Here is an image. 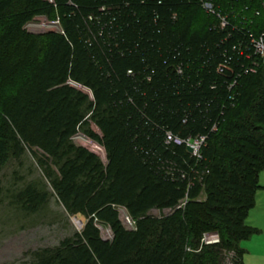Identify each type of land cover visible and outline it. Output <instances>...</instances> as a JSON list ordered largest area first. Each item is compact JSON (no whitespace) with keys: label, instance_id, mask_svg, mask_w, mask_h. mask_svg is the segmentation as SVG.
<instances>
[{"label":"trees","instance_id":"trees-1","mask_svg":"<svg viewBox=\"0 0 264 264\" xmlns=\"http://www.w3.org/2000/svg\"><path fill=\"white\" fill-rule=\"evenodd\" d=\"M213 3L229 24L201 0H0V167L28 147L66 211L88 218L30 264H244L240 243L260 233L248 216L263 187L264 58L251 42L263 0ZM42 14L66 35L28 31ZM34 191L32 205L45 199ZM209 232L220 242L202 245Z\"/></svg>","mask_w":264,"mask_h":264},{"label":"rangeland","instance_id":"rangeland-1","mask_svg":"<svg viewBox=\"0 0 264 264\" xmlns=\"http://www.w3.org/2000/svg\"><path fill=\"white\" fill-rule=\"evenodd\" d=\"M15 8L14 6L11 11ZM56 14L53 15L55 18H51V16L49 18L44 14L40 16H46L53 21L60 18ZM41 22L42 20L38 19L32 24V26L35 25L34 28L31 26L29 29L36 30V27H40ZM28 23L26 29L29 27ZM29 29L27 30L31 32ZM26 64L20 66L19 75H25L23 68L27 66ZM4 94L6 91L0 89V95ZM92 128L101 135L99 129L93 125ZM83 136V133H78L74 137L77 145L98 153L104 159L107 158L102 144L89 137L81 141ZM259 181L264 186V170L260 173ZM29 188H33L36 195H44L45 199L32 205L27 196ZM204 197L205 193L202 192L198 199L202 200ZM121 213L122 220L124 219L123 222H125L126 210L121 208ZM151 214L160 216L162 212L152 210ZM87 221L88 218L81 213L70 215L66 211L38 162V158L28 147L23 155H12L1 165L0 264H30L34 260L36 252L58 248L64 240L75 238L77 233L82 232ZM248 221L262 232L240 244L241 248L247 250L244 263L264 264V188L258 191L256 206L250 211ZM123 224L130 229L125 223ZM98 226L101 229L102 238L108 241L113 238L110 226ZM109 232L112 236L109 235ZM232 254L234 255V253ZM232 254L228 253L225 256L223 264H233L235 260H232Z\"/></svg>","mask_w":264,"mask_h":264},{"label":"built area","instance_id":"built-area-1","mask_svg":"<svg viewBox=\"0 0 264 264\" xmlns=\"http://www.w3.org/2000/svg\"><path fill=\"white\" fill-rule=\"evenodd\" d=\"M51 3L54 2V0H47ZM201 4H202V9L204 10L205 13L207 14H211L213 16H217L221 23L222 26H225L226 24H229V22L231 21V15L229 17L228 13H223L220 9H217L215 4L213 3V0H201ZM262 7L264 9V0L262 3ZM262 13L261 10H256L255 11V15L256 16H260ZM234 14V13H233ZM236 15V14H234ZM233 15V17H235ZM237 16V15H236ZM42 20V22L39 24L40 27H36V30H31L29 28H31L32 24L37 21L38 19ZM36 19H33L32 21H30L28 23V28L29 30H31V32L33 33H44V32H57L63 35H66V31L61 23L60 18L56 19V20H50L49 18H46V16H36ZM91 18H93V16H91ZM49 19V20H48ZM38 25V24H36ZM35 25L32 26V28H34ZM42 30V31H39ZM252 45L254 47L255 53L258 54L260 57L264 58V35H260L259 37H254L251 40ZM179 72H181V69H178ZM131 72V71H130ZM71 84L75 85L74 82L71 81ZM169 140H174L176 143H182L184 140L179 139L177 137H174L171 135V133H169ZM205 138L204 137H200L197 138L195 140H188L186 141L189 146H192L194 148V151L197 152L201 146V144L204 142ZM194 143V145H193ZM122 214V213H121ZM126 216L125 218V224L126 226L130 227V228H134V222L132 220V218L128 215V213L126 212ZM124 220V219H123ZM109 235L112 236L111 232H109ZM220 235L217 232H209V233H205L203 238H202V245H212V244H217L220 242ZM202 247V246H201ZM201 248H199L200 250Z\"/></svg>","mask_w":264,"mask_h":264},{"label":"water","instance_id":"water-1","mask_svg":"<svg viewBox=\"0 0 264 264\" xmlns=\"http://www.w3.org/2000/svg\"><path fill=\"white\" fill-rule=\"evenodd\" d=\"M75 87L77 89L81 90V91L89 92V89L86 86H84V85H82L80 83H75ZM188 149H189L190 152H194V148L192 146H189Z\"/></svg>","mask_w":264,"mask_h":264},{"label":"crops","instance_id":"crops-1","mask_svg":"<svg viewBox=\"0 0 264 264\" xmlns=\"http://www.w3.org/2000/svg\"><path fill=\"white\" fill-rule=\"evenodd\" d=\"M262 188H264V186H263ZM262 188H261V189H262ZM259 191H260V190H259ZM257 194H258V193H257ZM256 200H257V196H256ZM248 217H249V216H248ZM248 222H249V221H248ZM249 223H250L251 225H253L252 222H249ZM253 226H255V225H253ZM255 227H256V226H255ZM257 228H258V227H257ZM258 229H259V228H258ZM261 232H262V231L260 230V233H261ZM260 233H258V234H260ZM255 235H257V234H255ZM253 236H254V235H253ZM253 236H252V237H253ZM241 243H242V242H241ZM241 243H240V244H241ZM243 249H244V248H243ZM245 251H246V253H247V250H246V249H245ZM246 253H245V254H246ZM245 254H244V256H245ZM243 262H244V257H243ZM244 264H245V263H244Z\"/></svg>","mask_w":264,"mask_h":264},{"label":"bare ground","instance_id":"bare-ground-1","mask_svg":"<svg viewBox=\"0 0 264 264\" xmlns=\"http://www.w3.org/2000/svg\"><path fill=\"white\" fill-rule=\"evenodd\" d=\"M84 138H86L85 136H83V138L81 139V141H83L84 140Z\"/></svg>","mask_w":264,"mask_h":264}]
</instances>
